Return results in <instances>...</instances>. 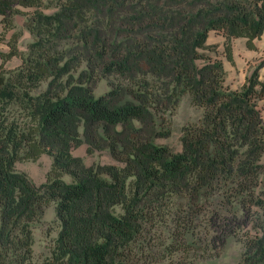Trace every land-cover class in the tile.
<instances>
[{"label":"trees","instance_id":"1","mask_svg":"<svg viewBox=\"0 0 264 264\" xmlns=\"http://www.w3.org/2000/svg\"><path fill=\"white\" fill-rule=\"evenodd\" d=\"M17 14L34 40L22 52L14 31L0 52V264H132L151 257L138 245L143 222L166 212L185 232L197 213L248 217L244 264H264V58L232 89L207 43L220 33L230 63L234 38L257 50L264 0H0L1 35ZM14 56L20 64L7 70ZM71 63L78 74L63 78ZM101 77L110 88L96 96ZM182 93L202 114L173 152L155 139ZM83 144L112 162L86 164L74 153ZM43 154L52 158L44 182L16 169ZM177 198L180 210H169ZM208 202L217 207L206 211ZM50 203L58 231L38 261L33 228Z\"/></svg>","mask_w":264,"mask_h":264},{"label":"rangeland","instance_id":"2","mask_svg":"<svg viewBox=\"0 0 264 264\" xmlns=\"http://www.w3.org/2000/svg\"><path fill=\"white\" fill-rule=\"evenodd\" d=\"M19 8V7H18ZM21 9V8H20ZM22 10V9H21ZM22 15L15 18V27L11 30L3 32L2 24L0 23V52L8 51L9 47L7 41L10 40L11 32L18 31L16 46L22 52H27V45L34 40L31 33L23 28ZM17 25V26H16ZM19 27V30L17 29ZM25 30V31H24ZM264 36V35H263ZM208 44H217L218 57L222 58L225 69V83L232 89L239 88L245 77L251 72L259 59L264 58V48L259 50L252 57L246 56L245 52L248 49L245 45L244 38H234L232 40V57L234 62L230 63L222 53L223 50V36L211 30L207 38ZM258 50V49H257ZM256 50V51H257ZM214 53H212L213 55ZM255 56V57H254ZM263 56V57H262ZM66 59H62L60 64H63ZM1 62V58H0ZM20 64V58L14 56L7 60L4 64L7 70L16 68ZM79 68H75L71 63L69 71L63 75L66 78L69 74L76 76ZM264 75V69L260 71ZM110 78L101 77L96 83L93 93L100 95L110 88ZM45 87V83H41L40 89ZM14 110H17L16 108ZM264 114V108H262ZM202 114V109L193 104L188 93H182L178 96L175 109L172 113L165 116L162 129L164 135L155 139V142L160 145L169 147L173 152L181 150L180 136L182 128L193 124L199 120ZM74 153L83 157L86 164L108 163L112 159L107 151L94 152L93 154L85 153V145L79 146L74 150ZM52 158L43 154L37 161L17 162L16 169L24 171L36 183L39 184L46 180V173L50 168ZM264 164V153L262 157ZM121 165V163L116 162ZM69 181L68 176L63 177ZM183 198H177L175 205H171L169 210H176L180 208V203ZM215 203H206L205 210L211 211L216 208ZM221 211L222 209L218 207ZM166 210L170 212L167 208ZM180 209H178L179 211ZM242 210L238 211L237 217L242 216ZM174 212L172 214L167 212L151 217L149 221H144L142 224L141 238L138 242L143 250L149 252L151 257L133 261L132 264H244L247 254L245 253L246 237L254 233L251 227V221L246 218H239L233 220L231 215L227 213L228 218L214 217V219L207 218L202 221V216L197 213L194 219L188 223L190 231L185 232V226L181 223L182 219L179 214ZM209 216V215H205ZM204 217V216H203ZM222 219V220H221ZM224 230H231L226 235L219 234L220 227ZM184 232L182 239L170 237L171 232ZM58 231V223L55 220L54 204L50 203L46 207L43 219L39 220L34 227V259L41 261L50 254V247L53 244V239L56 237Z\"/></svg>","mask_w":264,"mask_h":264},{"label":"crops","instance_id":"3","mask_svg":"<svg viewBox=\"0 0 264 264\" xmlns=\"http://www.w3.org/2000/svg\"><path fill=\"white\" fill-rule=\"evenodd\" d=\"M43 1H46V0H43ZM19 8H21L23 11H31L33 8L32 7H23V6H20V5H17ZM44 11L46 12V13H50V12H52V9L51 8H48V9H44ZM19 15H22L23 17V20H21L22 21V25H23V28H20L22 31H23V29H25V30H27L26 28H25V20H26V14H17V15H15V17H14V21H15V18L16 17H18ZM2 26V25H1ZM17 26V25H16ZM18 30H19V27L17 28ZM24 30V31H25ZM28 31V30H27ZM14 32V31H13ZM29 32V31H28ZM12 33V32H11ZM30 33V32H29ZM264 33L262 34V36H261V38L260 39H258V40H256L255 41V43H256V45H257V47H258V50L256 51V50H250V49H247L246 50V52H245V54H246V56H249V57H252V55L253 54H255V56L256 55H258L257 53H259L258 51L259 50H261V49H263L264 48ZM254 56V57H255ZM263 57V56H262ZM262 69H264V67L262 68ZM46 211V210H45ZM44 217V216H43ZM43 217H42V219H43ZM33 234H34V228H33Z\"/></svg>","mask_w":264,"mask_h":264}]
</instances>
